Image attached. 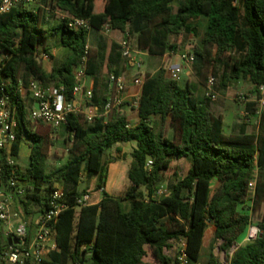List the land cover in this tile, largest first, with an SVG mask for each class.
<instances>
[{"label":"trees","instance_id":"obj_1","mask_svg":"<svg viewBox=\"0 0 264 264\" xmlns=\"http://www.w3.org/2000/svg\"><path fill=\"white\" fill-rule=\"evenodd\" d=\"M44 0L53 10L67 17L88 20L98 35L90 43V31L73 30L68 19L48 27L47 11L20 6L0 15V84L11 96L18 122L17 141L12 156L19 157L24 138L31 150L25 170L11 165L6 152L0 154L1 182L7 189L11 178L32 189L18 204L25 220L32 222L49 199L54 184L64 186L68 206L56 226L57 249L41 264H175L166 251L173 242L185 239L189 264H201L206 230L215 228V242L230 252V264H264V110L255 134L224 133V120L211 110V100L197 98L189 83L182 86L160 68L146 75L137 109L139 122L129 126L123 106L104 116L109 98L110 74L120 75L123 58L119 43L108 44L100 30L106 24L111 33L128 32L136 48L148 50L152 57H163L177 45L172 37L203 33L196 44L192 69L201 84L209 71L216 77L221 67V84L232 80L252 84L255 92L264 84V0ZM201 24V25H202ZM57 37L59 47L69 51L66 60L47 72L39 58V46ZM50 55V50L44 48ZM87 59V76L93 79L89 105L98 116L89 123L84 114H72L64 127L72 142L66 162L47 171L48 137L33 130L28 111L34 105L23 98L30 78L46 86L63 89L72 99L75 86L73 68ZM105 70L107 72H105ZM217 79V77H216ZM249 118L256 103L246 104ZM42 124V123H39ZM43 125V124H42ZM169 130L172 135H169ZM121 143L136 145L127 177L131 184L124 197L104 191L107 180L108 151ZM153 161L150 171L147 161ZM182 159H191L187 174L179 179ZM97 180L103 191L98 204L83 207L77 217L76 201L81 175ZM257 175L254 195L249 183ZM167 176L174 180L162 195L158 191ZM217 179L219 185L212 190ZM253 202V206L247 203ZM123 202H130L129 210ZM256 224L263 237L243 243L250 224ZM5 244L0 241V252ZM208 264H218L211 254Z\"/></svg>","mask_w":264,"mask_h":264},{"label":"built area","instance_id":"obj_2","mask_svg":"<svg viewBox=\"0 0 264 264\" xmlns=\"http://www.w3.org/2000/svg\"><path fill=\"white\" fill-rule=\"evenodd\" d=\"M35 0H0V15L7 14L20 6H30ZM238 4V0H234ZM59 15L60 20L68 19L69 27L73 30L84 29L92 31L93 28L88 20L67 17L61 11H52ZM50 15V13L48 12ZM100 34L109 37L111 28L108 24L100 30ZM131 36L128 32L124 33L123 39L119 42L121 56L124 60L133 59V48ZM43 58L48 60L49 56L43 54ZM190 65L194 62L193 55L184 57ZM136 66L140 68L141 62ZM87 59L73 68L75 86L72 93V99H68L63 94V89L53 85L46 86L40 80L31 78L26 86L19 82V92L22 97L30 96L34 105L28 111V119L31 123L43 125L58 131L65 126L68 118L72 114H84L85 119L91 123L98 116L97 108L91 107L89 103L93 97V82L87 76ZM184 72L183 67L173 66L167 71V76L172 81L179 82ZM90 83V84H89ZM135 84L143 85V81L134 80ZM217 79L211 73L208 77L205 87V97L211 101H216L218 94L216 91ZM7 84H0V154L6 152L11 165L16 166V158L12 156L13 145L17 141L18 122L16 120L15 109L12 105L11 96L5 90ZM126 82L115 74H110L109 98L104 107V116L109 115L113 110L124 105L123 94L126 91ZM255 117L259 118L264 110V84L259 87L255 100ZM139 106V102L136 103ZM249 113L245 110L243 118L249 119ZM153 167V161L149 159L146 164V170L150 171ZM86 178L81 175V180ZM257 182V175L249 183V195H254ZM27 186L18 179L11 178L9 186L5 189L1 182L0 166V241L5 244V248L0 252V264H41L46 260L49 254L57 249L55 226L61 214L68 209L64 201V186L62 183H56L53 186L49 199L42 205V211L33 219L32 222L25 220L24 214L18 204V199H25L29 193ZM163 189V187H162ZM167 192V191H166ZM164 193L161 190L158 195ZM91 204L90 193H85L76 201L77 217L80 210ZM260 228L256 224H250L243 243L253 242L259 238ZM9 241L18 243L9 244ZM179 248L175 257V264H189L187 253V243L185 239L179 241ZM239 247H233L234 251Z\"/></svg>","mask_w":264,"mask_h":264},{"label":"crops","instance_id":"obj_3","mask_svg":"<svg viewBox=\"0 0 264 264\" xmlns=\"http://www.w3.org/2000/svg\"><path fill=\"white\" fill-rule=\"evenodd\" d=\"M44 2V0H42ZM47 4V3H46ZM179 4V0L174 3V7L177 8ZM47 9H51L49 5H46ZM46 9V10H47ZM57 11V10H56ZM56 20L59 19V15L55 14ZM199 30L204 28V25L202 24V21L199 20ZM202 24V25H201ZM198 33H188V34H183L179 36V40L177 43V48L174 49V51H169L167 54H165L163 57H152L149 55L148 50H139L136 48L135 45V40L132 38L131 43H132V48H133V59L134 61L131 60H124L123 63L121 64L120 68V75L125 82H126V91L123 94V100H124V107H123V112H125L127 119L129 121V126L132 128L134 127L138 122H139V117H138V112L137 109L138 107L136 106V103L139 102L141 94H142V89L143 85L135 84L134 80L139 79L144 82L145 76L146 75H154L156 74L160 68H165L167 71L173 66H181L184 69V72L182 76H186L187 79H189L190 87L193 90L195 96L197 98H203L205 96V86L201 84L199 81H197L194 77H191V67L190 64L185 61L184 57L188 56L190 52L195 50L196 44L199 42V38L202 34V31H199ZM124 37L123 33L120 32H113L109 36L108 44L111 46L113 43H119ZM175 41L174 39L171 38V42L173 43ZM95 44V43H94ZM92 44V45H94ZM46 48V47H45ZM49 49V48H48ZM65 49V48H62ZM50 50V49H49ZM67 50V49H66ZM40 51V50H39ZM58 51L56 50H50V55L47 53H42L39 54V58L42 62V65L44 69L47 72H51L53 70V67L50 69L46 67L45 64H48L52 59H55L57 56ZM43 54H47L49 56V59L46 60L43 58ZM137 62H141L140 68L136 66ZM105 72H107L105 70ZM181 76V77H182ZM90 82H93V79L90 78ZM90 84V83H89ZM183 86V85H182ZM245 86L239 82L237 86H234L232 89L234 91H243L245 90ZM109 92V91H108ZM226 100L224 104H216L213 106V111L217 115H221L224 120V133L227 135H238V134H255L257 133L258 130V121L259 118L252 116L249 119H244L243 118V112L245 111V102L240 101L239 103H236V101L233 99L232 94H227L226 95ZM257 93H255V96L253 99H256ZM33 125H36L32 123ZM45 126V125H44ZM47 127V126H46ZM25 139V138H24ZM22 142V145L20 147V154L19 157L22 155L23 147H24V140ZM30 140H28V146L30 145ZM136 145L134 143H121L115 145L113 149V156L115 157V160L110 162L109 165L107 166V180H106V185L104 188V191L107 192L110 196L118 198L117 196L121 192L122 187H130L131 184L119 186L118 185V180L122 179L126 174L128 173L130 164L132 162V153L135 149ZM17 158V159H18ZM182 161H188L189 166L188 170L190 169V159H182L180 161V166ZM187 170V172H188ZM186 172V174H187ZM185 174V175H186ZM111 175V183H110V189L107 188V183H108V177ZM184 175V176H185ZM183 176V177H184ZM182 177V178H183ZM128 178V177H127ZM86 178L82 179L80 182H83ZM87 180V179H86ZM91 183V185H96L97 180L92 179V180H87ZM219 185V182L217 179H214L211 185L212 190L216 189ZM163 189L166 187L165 181L162 183L161 188ZM80 189V187H79ZM81 191V190H80ZM117 192V195H112L111 192ZM103 193V191H102ZM102 193L100 194V197L97 201H93V196L91 195V204H98L101 199H102ZM95 197V196H94ZM97 197V196H96ZM249 206H253V202L249 201L247 203ZM130 208V207H129ZM37 215H35L36 217ZM34 217V218H35ZM212 226V225H210ZM210 226L206 230L205 235H207V240H208V232L210 230ZM212 232L213 235L215 234V228L212 226ZM205 237V236H204ZM204 242V240H203ZM207 244V243H206ZM202 255V252H201ZM201 264H205L202 263ZM208 264V262L206 263Z\"/></svg>","mask_w":264,"mask_h":264},{"label":"rangeland","instance_id":"obj_4","mask_svg":"<svg viewBox=\"0 0 264 264\" xmlns=\"http://www.w3.org/2000/svg\"><path fill=\"white\" fill-rule=\"evenodd\" d=\"M46 5L47 4L45 2H43L42 0H35L34 3H32L30 6H27V7H29L33 11H37L39 8H43L45 11H47V13L49 12L50 15L48 14V16H49L48 27L51 28V27H54L58 21L56 20V17L54 16L55 14L52 12V10L47 9ZM199 31H202V33H203V30L200 29ZM181 35H183V34H181ZM97 38H98V35L96 36V33L94 31H91L90 36H89L90 43L94 44L97 41L96 40ZM106 38H107V40L110 39L109 37H106ZM172 39L175 40V41H173V43L175 44L179 40V36L172 37ZM45 47L49 48L52 51L53 50L58 51L56 58L52 59L48 64H45L46 67L49 69L51 67L62 64L66 60V58L69 54L68 50L62 49L61 47H59V41H58L57 37H51V38H48L46 41H44V43H42L39 46V50L41 53L43 52ZM189 55H191V54H189ZM190 67H191L190 68L191 69V77H194L197 80V78L194 76L192 65H190ZM221 71H222V68L217 67V69H216V74H217V76H216L217 77L216 91L218 94V98L216 101L211 102V110L213 111V106L216 104H224L225 100L227 98L226 97L227 94H232V97L236 101V103H239L240 101H244L245 102V110H246V104L253 103L256 100V99H253L255 96V93H256L254 87L252 86V84L250 82L244 81V80H232L231 82H229L227 87H223L221 84ZM210 74H211V71H209L208 76ZM30 79H29V81H30ZM239 82H241L245 86L244 87L245 90H243L241 92L240 91H234L232 88L234 86H237ZM179 83L184 86L186 83H189V79H187L186 76H182ZM204 86L206 87V84ZM26 97L27 96L24 95L23 98H26ZM32 128H33V130L38 131V133L40 135L48 137V139H47L48 140L47 151H46L47 152V171L52 172L55 169L61 167L66 162V159H67V156L69 153V149L72 145V142L68 141V139H70V135L66 132L64 127L60 128L58 131H54L51 128H48L42 124H36V125H32ZM169 135L170 136L172 135L171 130H169ZM24 140L25 141H24V147H23L22 155L20 156V158H18V159L16 158V160H15L16 166L20 170H25L28 167L29 157H30V153H31V150H30L28 143H27L29 138H25ZM113 152H114L113 149L108 151V155H107L106 159H107V161H109V163L115 160V157L113 156ZM190 162H191L190 163V167H191V165H192L191 159H190ZM188 166H189L188 161H182L181 166L179 167V179H181L186 174V172L188 170ZM111 181H112V179H111V175H110L108 177V183H107L108 189H110ZM173 181L174 180L172 179V177L167 176L165 178L166 187L164 189L160 188L159 191L161 190L162 193H165L168 190V187H167L168 184H170ZM127 184H129V180H128L127 174H126V176H124L122 179L118 180V185L123 186V185H127ZM79 187H80L81 191H84L85 193H90V195L93 196V201H97L100 197V194L102 193V191H97L96 185H91V183L89 181H87L86 179L83 180V182L81 183V185ZM26 189L29 192L32 191V189H30L28 187ZM128 189H129V187H125V186L122 187L121 192L119 193V195L117 197L118 198L124 197V195ZM111 193H112V195H117V192H115V191L111 192ZM129 207H130V202H123V209L125 211L129 210ZM32 209H33L32 211L35 212L36 215H38L40 213V209H38L37 207H33ZM212 231H213L212 226H210V230L208 232V240H207V235H205V237H204L201 262L206 264L207 262H209L211 254H213L214 258L218 264H230V257L233 254V249H231L229 253L221 250L222 241L215 242L214 235H213V233H211ZM245 235H246V233H245ZM178 243L179 242H173L171 244L172 247L166 251L167 255H169L173 260L175 259L176 255H177V251L179 248ZM85 264H92V263L86 262Z\"/></svg>","mask_w":264,"mask_h":264},{"label":"water","instance_id":"obj_5","mask_svg":"<svg viewBox=\"0 0 264 264\" xmlns=\"http://www.w3.org/2000/svg\"><path fill=\"white\" fill-rule=\"evenodd\" d=\"M259 237L260 238H262L263 237V232H261V234L259 235ZM12 243H15V244H17L18 242L17 241H9V244L11 245Z\"/></svg>","mask_w":264,"mask_h":264}]
</instances>
